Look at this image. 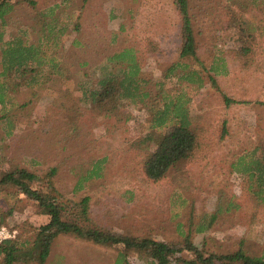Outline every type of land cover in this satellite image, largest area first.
I'll list each match as a JSON object with an SVG mask.
<instances>
[{
  "label": "rangeland",
  "instance_id": "374dc122",
  "mask_svg": "<svg viewBox=\"0 0 264 264\" xmlns=\"http://www.w3.org/2000/svg\"><path fill=\"white\" fill-rule=\"evenodd\" d=\"M190 1L199 58L188 60L186 71L199 76L193 82L178 80L180 69L168 72L183 43V21L174 0H10L13 10L6 23L0 19V81L2 48L17 35L28 43L41 42L44 49L50 45L49 58L60 51L71 77L48 63L33 83L16 86L23 79L10 80L7 103H0V169L35 171L41 177L37 184L56 194L75 216L88 196L90 224L124 238L166 241L184 248L177 256L187 260L195 256L185 248L189 242L205 255L240 246L260 255L264 203L249 187L247 174L232 167L247 153L246 160L264 155V0H239L242 5ZM53 25L64 29L55 37L59 46L47 40ZM125 48L138 56L144 84L154 92L163 87L171 94L184 90L197 116L200 145L194 156L158 181L141 164L143 137L152 124L147 107L123 98L118 112L107 116L91 104L99 78L120 69L109 56ZM213 66L218 69L210 71ZM225 95L232 98L229 104ZM146 142L150 148L156 144ZM104 157L98 174L90 173ZM0 213L2 224L17 228L16 238L30 236V229L49 221L13 185L0 186ZM214 213L218 215L210 226L199 231ZM125 250L122 243L103 245L61 234L44 264H125L123 251L129 264H154L144 254Z\"/></svg>",
  "mask_w": 264,
  "mask_h": 264
},
{
  "label": "trees",
  "instance_id": "16d2710c",
  "mask_svg": "<svg viewBox=\"0 0 264 264\" xmlns=\"http://www.w3.org/2000/svg\"><path fill=\"white\" fill-rule=\"evenodd\" d=\"M233 1L234 4H238V2L240 4L239 0ZM174 2L183 21V43L178 60L172 64L168 72L180 69L181 74L177 76L178 80L193 82L195 77L198 76V72L186 71V68L189 67L188 60L190 58L199 59L194 35L191 1L174 0ZM13 6L14 3L11 4L10 0H2L0 2V19L3 23H6L7 15L13 10ZM62 28H58L56 25L48 28L46 36L48 37V42L51 41L53 43L50 42L51 45L59 46V38L55 37H59L63 33L64 29ZM25 34L24 32L23 35ZM49 46L44 49V45L41 42L28 43L27 39L22 35H17L13 41L7 44V47L2 48V75L4 78L0 81L1 104L6 105L7 103V86H11L9 84L11 79L13 80L14 78L16 81H18V77L23 79L22 82H14L16 86L23 82L27 84L33 83L36 74L48 63L50 68L54 69L58 74L63 72L67 78L71 77L63 61L64 57L60 55V51L52 53L55 58H49L47 53L52 48ZM46 57H48V61ZM109 59L119 62L121 64L120 69L109 72L99 78L98 89H92L90 93L91 104H93V107L96 106L100 111H103L107 116H112L118 112L123 98H130L135 103H140L147 107L151 114L152 124L147 136L143 137V142L144 144L146 143V146H144L145 150L141 164L150 179L154 181L161 180L180 163L191 159L200 145L198 139L199 131L194 126L197 116L192 114L189 108L191 97L184 90L171 94L167 92L165 87L156 92L150 89L143 83L144 78L140 76L141 62L130 48L115 52L109 56ZM87 64V61L81 62L82 68H86ZM124 65L125 67H123ZM216 69L218 67L213 66L210 71H216ZM54 70L49 74H53ZM34 72L36 73L34 74ZM85 75L90 76L91 73L85 70ZM29 77H31V80H27ZM210 77L214 80L213 75H210ZM200 83L202 85L203 82ZM225 101L229 104L232 98L225 95ZM7 115L5 113L4 117H7ZM160 128L162 130L158 131ZM224 131L226 132V130ZM151 140H155L156 143L153 148H150L146 142ZM248 154L242 156V160L235 162L232 168L244 175L247 174V179L250 182L249 187L253 188V193L264 203V155L261 154L258 157L254 156L251 160H246ZM104 160L105 157L97 160L94 163V169H90L89 172L98 174V171L102 168L100 167V162ZM53 173H55V170H53ZM40 178L38 173L25 167H17L14 170L0 169V186H15L38 204L41 213L49 216L47 223L28 231L29 233L33 230L30 236L21 235L16 239L0 243V262L2 264H13L16 261L24 260H37L40 264H44L52 251L55 239L61 234H72L78 238L91 240L103 245L122 243L126 249L125 251L133 249L146 255L154 264H172L180 260H184L189 264H264V253L260 255L249 254L243 246H240L236 251L228 253L213 252L205 255V251L202 248H199L193 242H189L185 248L192 251L195 256L187 260L177 256L184 248L175 247L166 241L151 237L124 238L115 232L107 231L88 222L87 213L90 199L88 196L80 201L79 205L83 209L82 212L77 213L75 216L70 212L66 204L59 200L56 194L51 191H45L37 184L40 182ZM83 178H86V176ZM219 211H221V208ZM217 215L218 213L213 214L212 219L208 222L209 224H200L199 231L209 227ZM4 217V214L0 213V224L4 223ZM121 256L123 262L129 264L127 252L123 251Z\"/></svg>",
  "mask_w": 264,
  "mask_h": 264
},
{
  "label": "built area",
  "instance_id": "2783aa9c",
  "mask_svg": "<svg viewBox=\"0 0 264 264\" xmlns=\"http://www.w3.org/2000/svg\"><path fill=\"white\" fill-rule=\"evenodd\" d=\"M17 235L18 230L14 226L0 224V243L6 240L16 239Z\"/></svg>",
  "mask_w": 264,
  "mask_h": 264
}]
</instances>
